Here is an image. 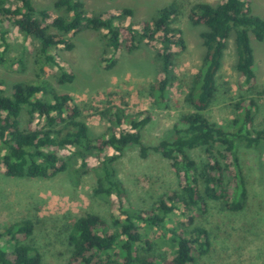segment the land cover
Masks as SVG:
<instances>
[{
	"label": "trees",
	"instance_id": "obj_1",
	"mask_svg": "<svg viewBox=\"0 0 264 264\" xmlns=\"http://www.w3.org/2000/svg\"><path fill=\"white\" fill-rule=\"evenodd\" d=\"M18 1L16 6L0 0L2 55L9 47L7 23L25 40L37 42L36 55L45 64L54 63L53 49L71 50L75 35L85 29L104 31L110 54L104 59L107 69L123 51L130 53L147 44L160 75L152 94L162 107L167 106L176 55L184 49L182 31L173 25L178 15L175 6L160 9L151 21L133 24L125 22L132 15L130 9L116 15L89 16L80 0H57L53 10H37L30 0ZM187 19L194 26L205 27L200 34L205 48L202 65L185 98L192 112L181 116L171 135L155 146L141 140L140 131L150 121L145 111L126 116L120 110L108 111L109 127L92 137L79 106L68 94L57 92L47 82H17L5 93L0 81V171L11 178L44 180L78 166L88 169L84 174H92L93 196L110 204V225L95 214L78 216L70 224L69 259L77 264H194L211 249L208 233L197 219L207 213L211 202L220 211L231 213L246 207L247 183L239 152L264 146V130L254 127L256 104L250 98L241 99L228 126L212 122L204 113L213 102L216 77L232 32L240 84L250 92L256 90L249 34L262 42L264 20L252 13L250 0H222L214 6L197 3ZM72 79L63 71L58 82ZM23 111L27 115L24 127ZM132 146L142 158L153 152L167 160L178 184L146 211L127 205L125 188L113 165ZM193 151L204 154V164L192 157ZM226 178L232 183L225 182ZM33 231V222L23 220L0 234V264H41L40 252L28 243ZM162 248L171 252V258Z\"/></svg>",
	"mask_w": 264,
	"mask_h": 264
},
{
	"label": "rangeland",
	"instance_id": "obj_2",
	"mask_svg": "<svg viewBox=\"0 0 264 264\" xmlns=\"http://www.w3.org/2000/svg\"><path fill=\"white\" fill-rule=\"evenodd\" d=\"M57 0H30L37 10H53ZM86 15L115 14L130 9L132 15L125 22H147L158 16V11L175 6L178 15L174 26L182 31L184 49L176 55L175 78L168 93L167 106L162 107L152 87L159 78L158 64L149 45L118 55L116 64L107 69L104 59L109 57L104 31L85 29L77 33L69 51L59 47L51 51L54 63L45 64L36 53L37 42L25 40L7 23L5 54L0 50V81L5 93L22 82H47L59 93L73 98L92 137L102 135L109 127L108 111L120 110L124 116L145 111L150 121L141 129V140L155 146L170 136L178 119L192 112L185 98L201 68L205 48L200 34L203 26H194L188 12L197 3L217 5L222 0H80ZM19 5L18 0H9ZM252 13L264 20V0H250ZM249 40L254 54L256 90L250 92L240 84L236 70L237 51L232 32L223 52L221 67L216 77V93L204 113L212 122L228 126L237 115L236 105L241 99L254 100L257 110L254 127L264 130V40L258 42L252 34ZM73 76L71 82L60 84L62 72ZM259 93H263L258 95ZM22 127L27 122L22 112ZM192 157L204 164V154L193 151ZM243 175L247 183V202L244 210L236 213L220 211L214 202L198 223L208 233L211 249L194 264H264V146L255 151L239 152ZM79 163V162H78ZM95 167V163H91ZM114 169L127 196V205L136 211L150 209L160 198L178 188L170 163L159 154L150 152L139 156L135 146L125 149L114 162ZM88 169L70 166L67 173L51 179L11 178L0 171V234L13 224L30 220L34 224L28 243L41 254V264H77L69 259L68 234L72 221L78 216L95 214L108 225L109 202L93 196L92 174ZM225 182L232 183L230 178ZM177 221H181L178 214ZM170 224H166L169 227ZM154 237V233L150 234ZM0 242L2 239L0 238ZM168 258L171 252L162 248ZM165 249V250H164Z\"/></svg>",
	"mask_w": 264,
	"mask_h": 264
}]
</instances>
